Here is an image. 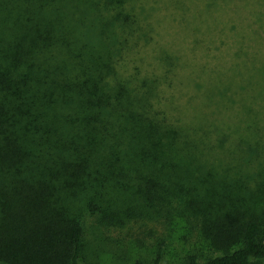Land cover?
Wrapping results in <instances>:
<instances>
[{"label":"trees","instance_id":"16d2710c","mask_svg":"<svg viewBox=\"0 0 264 264\" xmlns=\"http://www.w3.org/2000/svg\"><path fill=\"white\" fill-rule=\"evenodd\" d=\"M140 2L0 0V263L79 264V204L130 182L151 199L150 187L192 180L211 202L178 212L218 253L181 264L264 261V199L245 190L240 204L227 189L247 175L215 154L218 119L191 112V123L174 124L154 104L161 82L118 69L151 40ZM157 59L169 67L174 56Z\"/></svg>","mask_w":264,"mask_h":264},{"label":"rangeland","instance_id":"374dc122","mask_svg":"<svg viewBox=\"0 0 264 264\" xmlns=\"http://www.w3.org/2000/svg\"><path fill=\"white\" fill-rule=\"evenodd\" d=\"M140 3L151 40L136 55L127 53L122 62L127 65L117 61L119 71L161 82L154 104L174 124L191 123V112L217 118L219 126L209 134L221 144L215 154L247 175L241 186L234 182L227 189L240 204L245 190L257 189L264 199V0ZM162 51L174 56L169 67L157 59ZM129 185V190L109 191L104 201L79 204V264H153L157 252L159 264H181L188 253L200 260L218 253L193 216L178 212L194 201L211 202L205 183L183 182L163 193L150 187L151 199L135 183Z\"/></svg>","mask_w":264,"mask_h":264}]
</instances>
